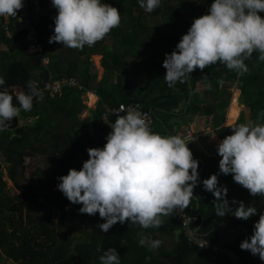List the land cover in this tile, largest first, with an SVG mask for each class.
<instances>
[{"label": "trees", "instance_id": "trees-1", "mask_svg": "<svg viewBox=\"0 0 264 264\" xmlns=\"http://www.w3.org/2000/svg\"><path fill=\"white\" fill-rule=\"evenodd\" d=\"M40 2L39 6L32 2L31 13L44 46L43 55L30 54L24 33L11 25L8 36L0 21V77L5 80L2 88L13 95L17 106L14 88L27 93L29 81L36 82L43 94L42 100L34 98L31 111L21 109L7 130L0 131V250L3 255L18 264H100L103 251L112 247L120 256V264H232L223 254L190 244L177 213L163 217L159 228L144 229L138 224L118 222L104 233L97 227L105 222L99 213L81 214L82 205L72 204L58 190V177L67 175L72 168L80 170L89 159L88 148H103L111 128L101 122V113L118 103H138L149 110L153 116L152 131L162 136H175L178 127L195 116H210L218 136L223 139L232 134L231 127L222 124L234 87L240 93L239 102L249 111L248 115L241 114L236 125L248 121L264 123V117L258 120L264 112V61L258 59L259 52L254 51L245 60L248 71L242 75L217 62L204 70L197 68L185 83L177 82L169 88L163 79L165 54L175 49L193 20L206 14L213 0H160V6L151 13L140 7L138 0H101L118 9L121 23L96 42L93 49L85 46L83 50L48 42L54 34L57 10L49 11L47 0ZM259 14L264 17V12ZM108 42L112 45L110 51ZM58 45L62 49L55 54ZM97 54L103 55L101 79L92 61V56ZM44 58L49 62L45 63ZM69 78L80 80L84 90L65 87L62 95L55 96L45 91L47 82ZM200 84L214 87L212 99H204L197 89ZM88 92H94L98 101L91 114L82 115L83 96ZM94 101L89 97V104ZM237 117L238 113L229 110L228 124H234ZM115 119L110 117L111 123ZM34 155L47 158L56 219L46 213H35L33 206L41 194L28 193L18 183L26 158ZM193 158L199 162L200 182L185 210L196 217L194 226L198 232L234 250L245 264H264L258 255L240 248V243L253 234L259 215L264 213V196L250 195L233 180L232 174H219V186L228 189L229 207H238L233 200L243 201L246 206H254L257 215L248 220L237 219L231 213L218 217L213 206L215 197L204 189L202 182L219 173L221 157L217 151L214 155L196 151ZM2 164L6 165L8 177L19 193L11 195L3 178ZM85 221L91 229L85 231L83 238H77L76 233ZM141 234L162 241L161 246L155 250L141 246Z\"/></svg>", "mask_w": 264, "mask_h": 264}, {"label": "clouds", "instance_id": "clouds-1", "mask_svg": "<svg viewBox=\"0 0 264 264\" xmlns=\"http://www.w3.org/2000/svg\"><path fill=\"white\" fill-rule=\"evenodd\" d=\"M151 13L160 0H138ZM57 10L54 34L49 43L83 50L95 45L121 23V15L111 4L101 0H52ZM22 0H0V16H17ZM264 0H213L206 14L195 18L162 66L163 79L169 88L185 83L190 73L220 62L228 70L242 75L248 71L245 60L253 52L264 61ZM63 47V48H64ZM0 77V131H6L21 109L31 111L34 98L43 99L36 82L29 81L28 92L13 95L2 88ZM123 109V106H122ZM116 119L106 136L103 148H88L89 159L80 170L69 169L58 177L59 191L72 203L79 204L81 214L99 216L105 222L97 227L107 233L116 223L138 224L144 229L159 228L163 217H171L188 208L198 185L199 162L193 158L189 143L179 135L162 136L151 130L146 114L129 106ZM264 117V112L258 116ZM217 145L219 173L203 180V187L215 197L218 217L226 215L248 220L257 215L254 206L233 200L229 207L227 187L219 186L218 175L232 174L233 180L252 196H264V123L248 121L231 127ZM215 138V136L213 137ZM139 244L158 249L162 241L141 234ZM241 250L258 255L264 261V213L254 223L253 234L240 243ZM100 264H120L115 248L99 257Z\"/></svg>", "mask_w": 264, "mask_h": 264}, {"label": "built area", "instance_id": "built-area-1", "mask_svg": "<svg viewBox=\"0 0 264 264\" xmlns=\"http://www.w3.org/2000/svg\"><path fill=\"white\" fill-rule=\"evenodd\" d=\"M41 0H22L24 7L21 10H18L17 16L7 17L0 16V21L3 23V27L6 29L7 35L10 36L11 32L9 27L12 25L17 32H23L24 38L27 43L28 52L30 54H44V46L39 39L38 29L33 22V17L31 13V4L35 2L36 6L41 5ZM47 8L49 11H55L56 9L52 6V0H47ZM88 49H93L94 45ZM44 62L47 63L48 60L44 58ZM65 87L78 89L80 91L84 90L83 85L80 80L77 78H69L66 81L62 80H52L46 83L45 91L50 93L52 96L62 95ZM126 109L131 106L138 111L146 114L147 121L152 130L153 126V116L149 110L143 109L138 103H118L113 107H106L105 110L101 113V122L103 124L111 125L110 117H116V113L119 112L120 115H124L125 112L122 109ZM197 116H195L190 122L182 124L178 127L176 135L181 136L185 139V142H190L195 139L205 138L208 132L199 126ZM202 129L203 131L199 130ZM112 130V129H111ZM178 218L182 221V229L185 232L188 242L194 246H197L202 249L212 250L214 252L225 255L232 264H245L240 255H238L234 250L229 247H225L222 244L212 242L206 237L201 235L198 232V228L194 226L196 222V217L189 214L186 210L183 212H177Z\"/></svg>", "mask_w": 264, "mask_h": 264}, {"label": "rangeland", "instance_id": "rangeland-1", "mask_svg": "<svg viewBox=\"0 0 264 264\" xmlns=\"http://www.w3.org/2000/svg\"><path fill=\"white\" fill-rule=\"evenodd\" d=\"M107 44H108L107 48L109 50L110 48L109 45L111 44V42H108ZM102 58H103V55L102 56L101 55L92 56V61L94 62L96 68L98 67L100 70L101 68H103L101 64ZM197 89L199 90V92H202L204 99L206 100L212 99V93L214 91V87L211 84H200ZM231 91H232V96H231L228 106L226 107L227 111L230 109V110H233L234 112H238V114L240 111V116L242 113H245L248 115L249 111L247 110V108H245V106L239 102V96H240L239 91H237V89L234 87L231 89ZM14 92L18 93L19 91L14 90ZM92 95L93 94H90L89 96L92 98ZM233 99H236V103H238L239 108L234 109V107L231 106V102ZM210 125H211V122H210ZM202 128L207 131L206 128L204 127ZM199 130L203 131L202 129H199ZM204 139L205 138L198 137L197 139L190 141V142H194L198 140L199 143H202L205 141ZM0 160L2 161L1 155H0ZM2 169L4 172L3 178L7 182V188L9 189L11 195H15L19 193L18 188L13 186V182L8 177L5 164H2ZM36 169H38V172L41 175L40 178L35 172L37 171ZM23 171H24L23 175H20V174L18 175L19 185L22 188H24L28 193L35 192V193L41 194V199L37 203H35V205L33 206L34 212L40 213V214L46 213L52 219H56L57 213H56V208H55V199H54L53 189L51 185L50 168H49L47 158L45 156H40V155H34V156L27 157ZM89 229H91L90 224L88 221H85L84 227H80L76 233L77 238H83L85 235L84 234L85 231ZM0 264H18V263L11 259L6 258V256L3 255V253L0 250Z\"/></svg>", "mask_w": 264, "mask_h": 264}, {"label": "crops", "instance_id": "crops-1", "mask_svg": "<svg viewBox=\"0 0 264 264\" xmlns=\"http://www.w3.org/2000/svg\"><path fill=\"white\" fill-rule=\"evenodd\" d=\"M109 46H110V48H109V51H110V50H112V45L110 44ZM61 49H62L61 45H58L54 53L57 54V52H59ZM97 55H101V54H97ZM101 64H102V62H101ZM61 68L65 69L66 66H61ZM97 69L99 72L98 73V79H101L103 74H104V69L101 68V70H100L98 67H97ZM14 90H18L19 92H22L21 89H19V88H14ZM90 94H93L92 99H95V101L91 104H89V102H88ZM83 98H84L85 110H84L82 115L91 114V110L96 106V103L98 101V96H96L94 92H88L85 96H83ZM229 110L227 111L224 122L222 124V126H224L226 128L235 126L236 123L238 122L239 117H240V111H239L238 117L235 120L234 124H232V125L228 124ZM230 111H233V110H230ZM236 113H238V112H236ZM197 118H198V122H200L199 125L201 127L206 128L209 133L205 137V139H204L205 141L202 143H199L198 140H196L197 142L194 141V142H186V143H189L188 147L190 148L192 153H195L196 151H203L204 153H206L208 155H214L217 151V145L222 140V138L218 136L216 127L212 126V119L210 116L198 115ZM210 122H211V125H210ZM214 136H215V138H213Z\"/></svg>", "mask_w": 264, "mask_h": 264}, {"label": "bare ground", "instance_id": "bare-ground-1", "mask_svg": "<svg viewBox=\"0 0 264 264\" xmlns=\"http://www.w3.org/2000/svg\"><path fill=\"white\" fill-rule=\"evenodd\" d=\"M90 97V96H89ZM231 106H233L234 107V109L236 108H239V106H238V103H236V99H233L232 100V102H231Z\"/></svg>", "mask_w": 264, "mask_h": 264}, {"label": "water", "instance_id": "water-1", "mask_svg": "<svg viewBox=\"0 0 264 264\" xmlns=\"http://www.w3.org/2000/svg\"><path fill=\"white\" fill-rule=\"evenodd\" d=\"M223 226H225V224L223 223ZM245 232H246V236H247V231L245 230ZM238 233V230L236 231V234Z\"/></svg>", "mask_w": 264, "mask_h": 264}]
</instances>
